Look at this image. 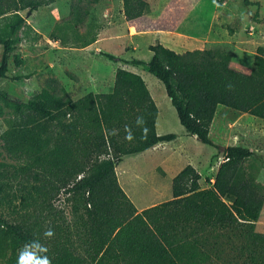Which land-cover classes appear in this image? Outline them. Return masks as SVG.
I'll use <instances>...</instances> for the list:
<instances>
[{
    "label": "trees",
    "instance_id": "16d2710c",
    "mask_svg": "<svg viewBox=\"0 0 264 264\" xmlns=\"http://www.w3.org/2000/svg\"><path fill=\"white\" fill-rule=\"evenodd\" d=\"M241 1L245 7L253 5L251 0ZM53 2L0 0L4 20L0 79L6 77L19 41L16 35L26 26L22 13ZM148 10L144 0H122L126 20L138 19ZM148 50L152 53L148 63H131L161 82L180 125L199 143L213 146L209 129L218 106L264 121V47L256 49L248 74L231 68V54L222 44L182 54L159 44ZM49 88L46 98L25 102L2 94L13 119L1 139L22 165L13 173L19 178V207L7 204L8 176L0 171V207L5 205L9 214L0 213V264H17L20 250L33 240L48 248L51 264H182L184 258L195 264L188 237L183 240L181 231L226 230L243 224L249 261L264 264V234L254 231L264 196L245 172L253 157L249 149L219 148L223 161L208 188L200 187V174L192 166L184 167L171 181L170 200L138 212L120 187L115 168L124 156L174 139L156 135L157 108L142 78L117 69L110 93H88L77 100L56 80ZM137 116L146 121L143 138L135 124ZM125 126L135 136L131 142L125 139ZM61 192L71 200V224L53 206ZM48 229L54 232L51 238L43 235Z\"/></svg>",
    "mask_w": 264,
    "mask_h": 264
},
{
    "label": "rangeland",
    "instance_id": "374dc122",
    "mask_svg": "<svg viewBox=\"0 0 264 264\" xmlns=\"http://www.w3.org/2000/svg\"><path fill=\"white\" fill-rule=\"evenodd\" d=\"M144 1L152 3L154 9L160 10L158 15L152 14L153 17L161 15L164 7L167 11L174 9L170 4L171 0ZM224 1L227 0H216L217 4ZM259 1L264 5V0ZM229 2L231 14L240 15L239 11L242 10L243 15L247 14L248 17L246 20L243 17L244 22L240 19L237 28L242 30L246 38H252L256 34L259 36L250 43L243 54H236L231 44H222L231 54V68L248 74L252 70L256 49L264 47V16L260 18L259 14L255 15L259 9L251 8L252 5L245 7L242 4L243 8L240 9L237 4L235 5V0ZM176 8L181 9L182 5L179 3ZM211 10L210 1L204 0L203 8L198 12L203 20H207L210 18ZM22 16L26 26L16 35L19 41L10 56L6 77L0 79V164L3 166L0 167V171H4L8 176L6 194L9 197L6 200H9L7 204L11 203V207H19L20 204L17 200L20 194L17 182L19 178H14L13 173L22 165V160L9 154L1 139L8 123L13 119L12 111L7 107L2 94L22 102L44 99L51 93L49 88L51 80H56L57 86L65 90L72 100H77L88 93L107 94L112 90L116 70L134 65L131 63L134 60L124 61L117 56L128 58L131 55L146 60L148 49L145 45L153 44L155 41L153 36H143L141 33V18L130 21L125 19L122 0H54L52 4L41 6L31 13L23 12ZM249 16L254 18V23L257 22L256 26L252 24L253 22H250L251 25L247 23L250 21ZM233 22H226L227 30L235 26ZM3 23L4 20H0V26ZM249 32H253L254 36H247ZM90 40L95 41L84 46L85 42ZM130 42L135 43L137 50L128 54L124 51L130 49ZM210 45H204L203 49ZM1 54L0 46V60ZM107 55H116L117 61L109 60ZM13 56L20 60V65H15ZM140 71L157 85H151L148 80L146 81L159 105V132L174 135V141L166 143L165 148L160 147L150 153L124 156L116 167L119 178L127 182L131 202L136 208L146 209L170 200L173 172L191 166V163L199 162L200 187L208 188L210 180L214 179L223 161V156L218 152L219 147H214L216 154L215 158H212L211 152L214 150L212 147L186 135L174 107L167 99L163 100L166 94L161 82L145 69L142 68ZM209 137L214 144H222L224 143L222 139H227V143L224 140L225 145L240 146L252 152L253 157L245 164V172L260 186L264 196V121L218 106ZM160 188L165 193L157 200L155 195ZM53 206L67 223L73 222L69 195L61 192L55 198ZM7 212L6 206L2 205L0 213L7 215ZM245 226L237 225L226 230L191 227L181 231L179 236L183 237V240L184 236L188 237L186 244L194 254L195 264H251L247 252L249 243ZM254 231L264 234V204L254 225ZM189 243L192 247H189ZM188 259L184 258L182 264L193 263Z\"/></svg>",
    "mask_w": 264,
    "mask_h": 264
},
{
    "label": "crops",
    "instance_id": "0c3cea01",
    "mask_svg": "<svg viewBox=\"0 0 264 264\" xmlns=\"http://www.w3.org/2000/svg\"><path fill=\"white\" fill-rule=\"evenodd\" d=\"M209 1H210V4H212V10L210 13V18L207 20H203L199 15L200 12H198L203 8L204 0H171L170 4H172L174 6L173 11H169V10L167 11L166 7H164L162 14L157 16V17L156 16L153 17L152 14L157 13V15H158L160 10L154 9L152 3H147L145 1L148 4L149 10L151 12L148 10L147 14L145 13L143 16L138 18V19L141 18V20H142L141 25H140V30H141V33L143 34V36H148V35L150 36L151 35L155 39L153 44H148V45L146 44L145 48L148 49V47L151 45L159 44L166 49H169V50H171L177 54H181V53H184L187 51L202 50L204 45L231 44L235 48L236 54L237 53L243 54L245 49L250 45V43H252L253 40L259 38V36L257 34L254 36L253 32H251V33L249 32L247 36H251V37L254 36V37H252V38L247 37L246 38V35L242 32V30L237 28V26H239L238 22L240 21V19L243 20V17L245 20L248 19L247 14L243 15L244 11H242V10L239 11V12H241L240 15L242 17L239 15V13L235 14V15L231 14V11L229 10L231 4H230L229 0L224 1L220 4H217L216 0H209ZM251 2L254 5V6L252 5L251 8H255V9L258 8L259 9L258 13L256 12L255 15L259 14L260 18H262L264 16V5L259 0H251ZM179 3L182 5L181 9L176 8L179 5ZM236 4L240 9L243 8L240 0H235V5ZM168 5H169V3H168ZM245 13H247V12L245 11ZM249 20L250 21H248L247 23L249 25H251L250 22H253L254 18L252 16H249ZM233 21H236L237 23L233 22ZM226 22H228V23L233 22V24H235V26L232 29L227 30L226 29L227 28ZM243 22H244V20H243ZM256 23L253 22L252 24L253 25L255 24L254 26H256ZM130 44H131L130 49L127 52L124 51L125 53L130 54L131 52H136L137 46L135 45V43L130 42ZM111 56L116 58V55H111ZM146 57H147L146 60H140L137 57H132L131 55H129L128 58H125L122 56H117V58H119L120 60H124V61L138 60V61H141L144 63H148L152 57V53L149 50H148ZM142 68H143V66H139V65H129V67L127 69H123V70H126V71H129V72H132L134 74L139 75L142 78V80L144 81V83H145V85L149 91V94H150V96H151V98H152V100H153V102L157 108V117H156V121H155L156 135L157 136L172 135L171 133H164V132L160 133L159 132V128H158L159 105H158L157 101L155 100L153 93H151L152 91L149 88L146 81L148 80L149 84H151V85L152 84L155 86H157V85H156V82H154L153 80L148 78V76L142 75V71H140V70H142ZM113 81H114V77H113ZM112 87H113V85H112ZM153 88H155V87H153ZM165 97L166 98H163V100L165 99V101H166V99H167L168 101H170L169 98L167 97V95ZM213 122H214V118H213V121H212L210 129H209V136L211 135V132H212ZM188 137H192V139L193 138L195 139L194 136H188ZM209 139H210V137H209ZM222 140H223L222 142H224L222 144L217 145V144L212 143L213 146H209V147H212L214 149L211 152L212 158H215V154H216V149L214 147H219V148L227 147V145H225L227 143V139H222ZM224 140H226V143ZM173 141H174V139L171 141H168V142H160L157 145H155L154 147H152L146 151H143L141 153H138V154L150 153V152L155 151L157 148H160V147L165 148V146L167 145L166 143L169 144L170 142H173ZM135 155H137V154H135ZM210 157L208 158V160L210 159ZM161 159L163 160L164 156H162ZM217 159H219V158H217ZM122 160L123 159H121L120 163L122 162ZM191 166L197 171V173H199V170H198L199 162L194 163V164L191 163ZM172 170H173V168H172ZM181 170H179V171L173 170L174 172H173V175L171 177V181L174 178V176H176ZM115 173L117 174L116 177H117V180H118L120 187L122 188L124 193L127 195V197L129 199H131L130 195L128 194L129 188H128L127 182L124 181L123 179L119 178L116 168H115ZM122 182H124V185H122ZM210 182L212 183L213 180L211 179ZM199 184H200V181H199ZM162 193H163L162 188L158 189L157 194L155 195V199L158 200L160 198V196H162ZM164 193H165V191H164ZM144 209H145V207L136 208V210L138 212H140Z\"/></svg>",
    "mask_w": 264,
    "mask_h": 264
},
{
    "label": "clouds",
    "instance_id": "9594fccd",
    "mask_svg": "<svg viewBox=\"0 0 264 264\" xmlns=\"http://www.w3.org/2000/svg\"><path fill=\"white\" fill-rule=\"evenodd\" d=\"M231 87V85H229ZM136 127L141 130L142 138L147 133L146 121L143 116H137L135 121ZM125 139L129 142L135 139V136L128 126H125ZM113 135L117 134V130L112 131ZM45 238L54 236L52 229H48L43 233ZM48 248L40 243L39 240H33L27 243L20 250L17 264H51V260L46 255Z\"/></svg>",
    "mask_w": 264,
    "mask_h": 264
}]
</instances>
